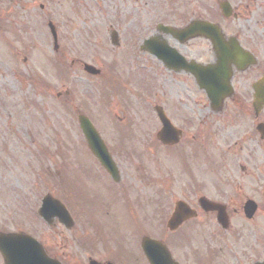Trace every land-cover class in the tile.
<instances>
[{
	"label": "rangeland",
	"instance_id": "rangeland-1",
	"mask_svg": "<svg viewBox=\"0 0 264 264\" xmlns=\"http://www.w3.org/2000/svg\"><path fill=\"white\" fill-rule=\"evenodd\" d=\"M263 1L256 0L251 5L258 7ZM38 4L43 9L41 20L36 21V40L27 37L16 42L10 37L7 45L0 46V212L5 208L11 215L15 225L12 228L25 224L24 228L31 230L35 224L29 220L30 214L36 213L44 194L56 193L55 183L59 186L63 169L66 182L77 183L81 192H91L89 182L74 177L75 172L95 165L86 153L76 118L79 113L88 114L107 146L121 149L114 158L125 178L114 185L116 191L132 187L143 205L140 212L153 213L143 231L127 233L118 224L122 244L139 243L141 233L166 239L165 221L173 202L185 196L194 197L195 192L207 198L212 194L214 178L204 167L210 165L211 154L209 149L199 148L198 141L191 140L196 126L189 124L195 122L196 107L182 109L186 119L175 117L179 127L183 121L189 123L179 144L166 148L155 140L159 125L152 111L153 98L144 95L147 83L132 86L126 102L120 95L107 97L102 85L111 78L109 72L118 69V62L130 58L127 52L131 38H146L155 31L158 21L182 24L197 16L210 19L214 0H39L36 8ZM253 15V20L264 25V11ZM48 21L57 29L58 53L52 50ZM244 24L257 32L253 22ZM109 25L119 34L118 48L109 42ZM29 47L31 53L26 55L25 49ZM139 59L146 64L144 57ZM79 62L101 69L103 76L86 75ZM146 74L138 79L146 80ZM162 90L157 89L161 102ZM169 113L177 115L172 108ZM123 125L130 126V138L119 144L117 130ZM94 173L90 174L95 176ZM92 186L99 187L97 195L107 202L101 203V219L129 226L133 211L127 214L124 205L114 201L110 207H115V213H109L108 207L113 204L108 199L114 195L106 194L105 187L97 181ZM127 195L124 191V197ZM146 198L154 200L150 207ZM159 199L162 205L157 204ZM74 228V254L78 264H84L79 243L84 240L85 228L80 221Z\"/></svg>",
	"mask_w": 264,
	"mask_h": 264
},
{
	"label": "flooded vegetation",
	"instance_id": "flooded-vegetation-1",
	"mask_svg": "<svg viewBox=\"0 0 264 264\" xmlns=\"http://www.w3.org/2000/svg\"><path fill=\"white\" fill-rule=\"evenodd\" d=\"M38 1L0 0V46L7 45L10 37L16 42L27 37L36 40V21L41 20L43 9L42 4L35 7ZM223 2L229 4L228 17L221 15L220 4ZM251 2L255 3L256 0H214L210 19L199 16L191 18L208 21L217 27L219 35L214 43L201 36L180 41L163 35L162 39L174 53L169 50L164 59L159 60L147 52H141L136 57L125 58L123 63L118 62V69L114 70L119 75L116 82L119 83L124 102L128 100V92L132 94V86L147 83L144 93L152 96L153 107L163 108L170 121L181 129L182 137L189 121L186 123L182 120V127H179L175 117L186 119L181 114L182 109L190 108V105L196 107L193 112L195 122L189 124L196 126L192 129L194 134L191 140L198 141L202 150L209 149L211 163L204 167L212 172L214 180L210 198L195 192L194 197L181 199L195 212L194 217L184 221L174 231L165 230L164 245L170 258L177 264H256L264 261V98L263 94L257 98L254 89L259 85L258 90H264V25L253 20L254 13L264 11V1L258 7L251 5ZM184 21L182 24H163L180 29L190 22ZM245 21L253 22L257 32L253 31L252 26L244 24ZM109 27L112 28L111 25ZM150 36H158L151 46L154 50L159 45L161 34L154 31L147 38ZM31 50V47L26 48V55H30ZM26 55L23 61H26ZM140 56L144 57L146 64L140 61ZM122 68L126 69L123 71ZM144 72L148 74L147 79L139 80L138 77L144 76ZM209 75L227 85L226 91L229 93H225L221 100L216 91V99L210 101L199 85V82L207 81ZM157 89L163 91L162 102ZM171 108L177 114L174 117L169 113ZM120 129L128 131L130 126L123 125ZM128 132H118L119 144L130 138ZM170 147L174 146L167 148ZM108 150L113 158L121 152L120 148ZM93 161L95 169L89 164L84 171L75 172L76 179L90 183L88 187L91 192H81L82 188L78 189L77 183L72 186L67 200L73 220L69 228L60 223L55 215L50 216L48 221L40 217L33 219L35 227L31 230H26L25 224L12 228L15 225L12 224L11 215L2 208L0 239L4 244V253L0 251V264H10L11 255L7 250L10 240L7 237L11 233L23 232L32 235L55 264H78L73 250L76 221H80L85 228L84 240L79 243V246L82 245L80 249L83 250L84 264H149L140 245L122 244L118 224L127 233L143 231V226L149 224L153 213L145 215L140 212L143 205L134 196L132 187L125 186L116 191L114 185L125 178L117 163L120 181L114 182L96 159L93 158ZM93 171L95 176L91 175ZM96 181L105 187L106 194L114 195L111 200L108 199L113 204L108 207L109 213L114 210L115 207L110 206L115 203L123 204L127 214L133 211L132 223L127 226L132 228L113 223L110 219H101L98 215L101 203L107 202L97 195L99 187L92 186ZM144 182L147 185L150 183L148 180ZM124 191L128 193L125 197ZM201 197L212 202L213 209L207 204L201 205ZM146 200L147 207H150L154 200ZM65 233L69 235L65 236Z\"/></svg>",
	"mask_w": 264,
	"mask_h": 264
},
{
	"label": "water",
	"instance_id": "water-1",
	"mask_svg": "<svg viewBox=\"0 0 264 264\" xmlns=\"http://www.w3.org/2000/svg\"><path fill=\"white\" fill-rule=\"evenodd\" d=\"M222 7H223V11H224L223 13L228 14L227 5L223 4ZM50 28H51V32H52V35H53L54 40H55V34L53 31V28L52 27H50ZM213 28L214 27H212V25H209L206 23L194 22L193 24H191L190 26H188L187 28H185L184 30H181V31H174V30H171L169 28H163V31L168 32V33L172 34L175 38H178V39L183 41V40H185L189 37H192L194 35H197V34L211 38L212 36H214V34L212 33ZM114 39H115V37H114ZM149 43L150 42L147 41L145 44L147 46H149L148 45ZM152 53H155V52L153 51ZM158 56L161 59H163L162 56H160V55H158ZM84 70L87 73L93 74V75L98 73V70H95L94 68L87 66V65L84 67ZM208 81L209 82L204 83V87L207 90L208 96L210 95V98L213 94V91H211L212 89H216L219 86L227 87L226 83H223L224 81H222V82L216 81L213 79V77L209 78ZM259 94H260V90H259ZM157 114H158L159 120L162 124V129L157 134L158 139L163 144L177 143L179 136H180V132L170 125L169 121L164 117L163 113L159 109H157ZM79 124H80L81 131L84 134L85 139H86L88 146H89L90 150L92 151V153L95 155V157L101 162V164L105 168H107L111 173H113V171H114L113 163L109 159L108 153H107L105 147L103 146L101 140L99 139L97 133L95 132L94 128L92 127V125L83 116H79ZM54 202L60 211L65 212L64 208L57 201H54ZM48 206L44 209V211L46 212V213H44L45 219H48V217L52 213V212H48V210H46V209H48ZM246 207H247V205H246ZM192 215H194L193 212L190 211L184 203L178 202L176 204L175 210H174L171 218L169 219V221L167 223V227L170 230H174L175 228H177L181 224V222L183 220H185L186 218H188L189 216H192ZM12 238H14V237H12ZM16 244H18V246L20 244L21 245H28V242L24 241L22 239H20L18 242L12 240L11 247L9 248L10 252L12 254H15L17 252H19V254H25L29 251V250L24 249V248H16L15 247ZM30 244L33 245L36 248V250L41 251L40 247L37 246L35 242H32ZM141 244H142V250H143L144 254L146 255L147 259L150 261L151 264H172L171 261L166 259L165 254H164L165 249L161 243H159L155 240H152V239L145 238V239H143ZM25 248H27V247H25ZM21 257L22 256H20L19 261H20V263H24V262H21V261H23ZM11 264H15L12 259H11ZM92 264H96V263H92Z\"/></svg>",
	"mask_w": 264,
	"mask_h": 264
}]
</instances>
